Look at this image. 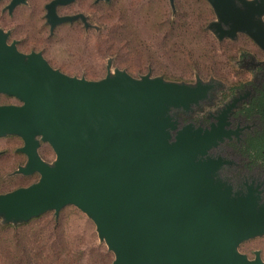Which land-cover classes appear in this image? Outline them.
Returning <instances> with one entry per match:
<instances>
[{"label":"water","instance_id":"95a60500","mask_svg":"<svg viewBox=\"0 0 264 264\" xmlns=\"http://www.w3.org/2000/svg\"><path fill=\"white\" fill-rule=\"evenodd\" d=\"M3 0H0L2 2ZM75 0H55L58 5ZM99 1V0H98ZM216 19L207 29L218 41L248 36L264 52V0H206ZM175 11V0H169ZM27 0H11L10 13ZM54 25L86 17L47 15ZM88 26V24H86ZM0 28V138L19 137L27 161L14 175L35 183L0 194L4 225L28 223L77 208L113 253L112 264H264L240 246L264 236V180L236 175L226 151L235 132L225 115L210 126L183 123L215 96L222 83L196 77L135 78L108 62L100 80L69 76L41 53H22ZM51 147L55 160L40 155Z\"/></svg>","mask_w":264,"mask_h":264},{"label":"rangeland","instance_id":"374dc122","mask_svg":"<svg viewBox=\"0 0 264 264\" xmlns=\"http://www.w3.org/2000/svg\"><path fill=\"white\" fill-rule=\"evenodd\" d=\"M91 3L92 0L78 1L80 10L98 26V32H85L78 26L69 34L64 33V28L59 29L54 37L48 38L51 42L48 57L54 68L69 76L100 80L106 76L107 64L112 61V72L115 68L125 70L135 78L151 73L152 77L162 76L168 81L194 83L198 76L204 81L213 78L226 82L234 88L245 77L240 74L239 58L248 52L261 51L244 34L236 40L218 41L207 29L216 17L206 0H175V11L169 0H111L112 6ZM6 4L7 0L0 3V28L15 25L17 31L36 44L47 38L40 17L26 15L19 18V23L18 19L14 21L1 14ZM62 41L76 56L70 64H66ZM5 104L17 105L18 101L0 95V105ZM20 146L23 147V141L19 137L0 139V150H5L0 158V194L27 187L39 179L38 175H14L18 165L27 161L25 155L15 152ZM39 152L45 161L55 160L49 145L42 144ZM231 156L238 163L247 162L235 154ZM260 172L264 173L262 169ZM0 226H4L1 220ZM11 226L8 230L0 228V264H112L114 261L113 253L100 242L94 223L75 207L64 208L58 218L49 212L28 223ZM240 248L250 257L255 250L264 257V236L249 240Z\"/></svg>","mask_w":264,"mask_h":264},{"label":"flooded vegetation","instance_id":"af4514ba","mask_svg":"<svg viewBox=\"0 0 264 264\" xmlns=\"http://www.w3.org/2000/svg\"><path fill=\"white\" fill-rule=\"evenodd\" d=\"M53 1L55 0H27L26 4L17 6L10 13L8 6L10 5L11 0H7V4L1 9L2 15L7 14L9 17L14 18V21L18 19L19 23L21 21L19 18L26 15L30 17H40L48 36L39 44L33 43L27 35H23L17 31L18 28L15 25H12L9 29H2L9 33V44L14 43L18 50L25 54L32 52L41 53L52 67H54V65L51 58L48 57V51L51 45L48 38L54 37L59 29L61 30L64 28V33L67 34H69L70 31L72 32V30L78 26L79 28L82 27L85 32L89 30H94L96 32L99 31L98 26L91 23L88 19V15H85V13L80 10V4H78L79 0H75L73 3L67 5L56 6V8H54V14L52 10L49 12L47 9V6ZM102 2L110 3L111 0H92L91 5L97 6ZM15 13H18V15ZM48 14L50 17L54 18L52 19V22L56 20L55 17H69L80 14L86 17V22H83L82 19L79 18L73 22L56 24L54 25V29H52V23L48 22ZM86 24H88V26H86ZM62 44L65 46L64 49L67 54L66 64L74 62L76 56L70 52V48L64 41H62ZM239 62L241 64L240 74L245 75L244 78L239 79V84H237L236 87L231 88L228 87L226 82H222V87L216 91L215 96L211 98L209 102L204 103L201 110L196 109L190 118H183L182 122H193L196 124H202L203 126H210V124L217 121L218 114L222 112V109H224L227 104H229L235 97H240V102H238V104L230 111H227L225 115L221 116L222 120L227 123L226 129L235 132V135L232 136L233 140L227 142L224 147L230 155L235 154L236 158L239 157V159L242 160L244 158L247 161H244V164L241 162L239 163L240 166L236 171V175L251 174L264 180V173L262 174L260 172V169L264 171V163L251 160L249 156L251 152H249L246 147L249 138L260 137L264 134V119L262 115L264 112V52L262 50H258L254 54L248 52L239 58ZM106 69L108 70V64ZM17 105H19V102ZM21 148V146L15 148V152L23 154L20 152ZM4 153L5 150H0V158L4 156ZM25 163L22 165H25ZM20 165H18V167H20ZM239 252L246 255L249 260H255L256 255L258 254L264 262L263 254L259 250H255L252 257L247 253L242 252L241 248H239Z\"/></svg>","mask_w":264,"mask_h":264},{"label":"trees","instance_id":"16d2710c","mask_svg":"<svg viewBox=\"0 0 264 264\" xmlns=\"http://www.w3.org/2000/svg\"><path fill=\"white\" fill-rule=\"evenodd\" d=\"M101 5H107V6H112L113 3H100ZM263 119H264V112H263ZM248 151L251 152L249 154L250 159L253 161H261L264 163V134L261 135L260 137H256V138H249L248 139V145L246 146ZM10 225H4V226H0L1 229H5L8 230L10 228H12Z\"/></svg>","mask_w":264,"mask_h":264}]
</instances>
